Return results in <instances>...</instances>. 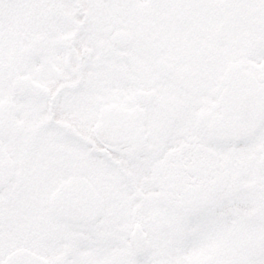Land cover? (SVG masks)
<instances>
[{
  "label": "snow or ice",
  "instance_id": "1",
  "mask_svg": "<svg viewBox=\"0 0 264 264\" xmlns=\"http://www.w3.org/2000/svg\"><path fill=\"white\" fill-rule=\"evenodd\" d=\"M0 264H264V0H0Z\"/></svg>",
  "mask_w": 264,
  "mask_h": 264
}]
</instances>
